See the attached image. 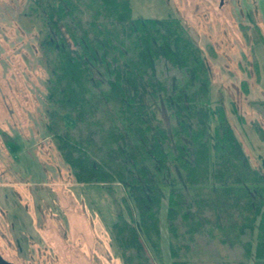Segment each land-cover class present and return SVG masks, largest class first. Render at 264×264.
<instances>
[{
  "label": "trees",
  "instance_id": "1",
  "mask_svg": "<svg viewBox=\"0 0 264 264\" xmlns=\"http://www.w3.org/2000/svg\"><path fill=\"white\" fill-rule=\"evenodd\" d=\"M19 16L37 31L45 127L75 182L124 190L110 226L122 264H166L163 200L170 264H264V172L208 104L181 20L134 18L130 0H26Z\"/></svg>",
  "mask_w": 264,
  "mask_h": 264
},
{
  "label": "rangeland",
  "instance_id": "2",
  "mask_svg": "<svg viewBox=\"0 0 264 264\" xmlns=\"http://www.w3.org/2000/svg\"><path fill=\"white\" fill-rule=\"evenodd\" d=\"M25 1L0 0V254L15 264H122L110 226L116 209L125 213L124 190L115 184L110 194L104 186L75 182L47 132V70L37 31L19 16ZM130 5L134 18L181 20L202 49L208 104L224 106L250 163L264 172V138L256 128L264 131V0ZM254 27L262 43H254ZM157 114L167 123L163 106ZM165 207L163 200L161 246L170 264Z\"/></svg>",
  "mask_w": 264,
  "mask_h": 264
},
{
  "label": "water",
  "instance_id": "3",
  "mask_svg": "<svg viewBox=\"0 0 264 264\" xmlns=\"http://www.w3.org/2000/svg\"><path fill=\"white\" fill-rule=\"evenodd\" d=\"M0 264H15L12 261L7 260L0 254Z\"/></svg>",
  "mask_w": 264,
  "mask_h": 264
},
{
  "label": "flooded vegetation",
  "instance_id": "4",
  "mask_svg": "<svg viewBox=\"0 0 264 264\" xmlns=\"http://www.w3.org/2000/svg\"><path fill=\"white\" fill-rule=\"evenodd\" d=\"M222 2V0H220Z\"/></svg>",
  "mask_w": 264,
  "mask_h": 264
}]
</instances>
